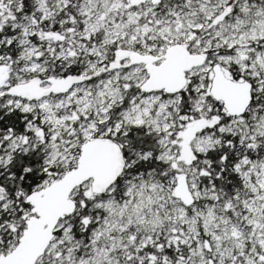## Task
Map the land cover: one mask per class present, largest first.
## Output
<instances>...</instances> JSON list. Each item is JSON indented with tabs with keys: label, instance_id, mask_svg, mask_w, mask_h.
<instances>
[{
	"label": "snow or ice",
	"instance_id": "1",
	"mask_svg": "<svg viewBox=\"0 0 264 264\" xmlns=\"http://www.w3.org/2000/svg\"><path fill=\"white\" fill-rule=\"evenodd\" d=\"M0 264H264V0H0Z\"/></svg>",
	"mask_w": 264,
	"mask_h": 264
}]
</instances>
